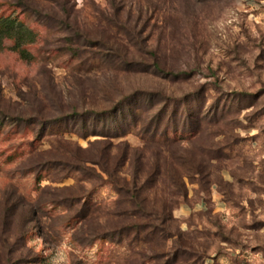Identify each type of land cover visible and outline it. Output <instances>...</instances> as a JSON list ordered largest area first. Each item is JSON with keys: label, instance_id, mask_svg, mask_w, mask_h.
Listing matches in <instances>:
<instances>
[{"label": "rangeland", "instance_id": "rangeland-1", "mask_svg": "<svg viewBox=\"0 0 264 264\" xmlns=\"http://www.w3.org/2000/svg\"><path fill=\"white\" fill-rule=\"evenodd\" d=\"M0 15L32 38L29 60L0 42V264H264V0H0ZM103 143L110 177L85 162Z\"/></svg>", "mask_w": 264, "mask_h": 264}, {"label": "trees", "instance_id": "trees-1", "mask_svg": "<svg viewBox=\"0 0 264 264\" xmlns=\"http://www.w3.org/2000/svg\"><path fill=\"white\" fill-rule=\"evenodd\" d=\"M26 34H27L26 29H25V27L22 26L21 23L17 24V23H15V21L13 19L8 18L7 16L0 15V42L7 40V39L10 40L12 43L11 49L17 53L19 58H21L23 60L32 59L31 53L26 48V45L29 44L30 42H32V38L31 37L27 38ZM78 39H80V37H78ZM74 42L73 43L75 44L76 48H79V45L76 43L77 41H74ZM103 45H104V43L101 44V46H103ZM76 48H74V47L71 48L73 53L76 52ZM123 58L126 60L125 56ZM149 60H152L150 65H151L153 70H155L157 72H165L164 68L162 67V65H160V63L158 61H156L153 58L151 59V57ZM125 109H126V107H125L124 101H122V102L119 101V102L112 104L108 108H104V109H101L99 111L92 112L89 115L88 114L82 115L80 113V114H78L77 118L82 120V119L86 118L87 116H92L94 121H96V122L101 118H103L102 120L105 121L107 119V117H110V116L115 115L119 112H122ZM20 118L24 119V117H21V116H20ZM60 121H61L60 119H54L53 121H49V122L44 123V124H52V123L60 122ZM162 133H165V132L163 131ZM29 144H31V143H29ZM28 146H30V145H28ZM109 154H110V152L108 151V147L106 144H104V147H102L100 149V152L98 154L91 155L90 157H87L88 159H86L85 162L89 161L93 164H96L98 168H100L103 172L105 171L110 177L111 171L107 167H104L105 165H102V162H101L103 160V162L108 164V161L103 159V158H104V156L109 157ZM119 163L120 162L118 161V159L114 158V160L111 163V167L115 170V168H117ZM76 164L79 167V165H78L79 163H76ZM159 173H160L159 169H155V171L153 172L154 175H158ZM131 177L135 178V175H131ZM110 179H111L110 183L115 187V189L118 190L119 187H118L117 179H114V178H110ZM178 186H179L180 190L183 188L182 185L179 183H178ZM180 194H183V191H180ZM132 195H133L134 200L137 199L139 196L138 191H135V190L132 191ZM32 213H33V210L28 206V208L25 211H23L22 216L20 215V218L23 217L26 221L31 220L32 219V217H31ZM76 218H77V216H76ZM89 235L91 236V238H90L91 240L92 239L103 240L106 238V236L99 235L98 233H95L93 231ZM107 236H110V235H107ZM171 236H174V235H171ZM6 264H8V261ZM10 264H12V260L10 261Z\"/></svg>", "mask_w": 264, "mask_h": 264}]
</instances>
